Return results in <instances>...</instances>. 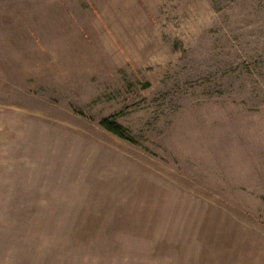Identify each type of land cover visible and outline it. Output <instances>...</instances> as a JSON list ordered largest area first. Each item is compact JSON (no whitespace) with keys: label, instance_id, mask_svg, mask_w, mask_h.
<instances>
[{"label":"rangeland","instance_id":"1","mask_svg":"<svg viewBox=\"0 0 264 264\" xmlns=\"http://www.w3.org/2000/svg\"><path fill=\"white\" fill-rule=\"evenodd\" d=\"M0 264H264V0H0Z\"/></svg>","mask_w":264,"mask_h":264},{"label":"trees","instance_id":"2","mask_svg":"<svg viewBox=\"0 0 264 264\" xmlns=\"http://www.w3.org/2000/svg\"><path fill=\"white\" fill-rule=\"evenodd\" d=\"M100 125L102 127H104L105 129H107L108 131L112 132L113 134H115L116 136L122 138V139H126L128 141H131V138L127 135H124L122 133V127L117 124L113 118L111 120L109 119H104L100 122Z\"/></svg>","mask_w":264,"mask_h":264}]
</instances>
